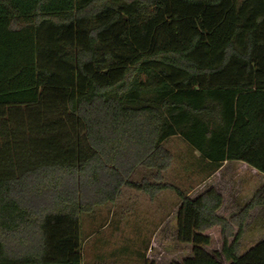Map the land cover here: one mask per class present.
Masks as SVG:
<instances>
[{"label": "trees", "instance_id": "1", "mask_svg": "<svg viewBox=\"0 0 264 264\" xmlns=\"http://www.w3.org/2000/svg\"><path fill=\"white\" fill-rule=\"evenodd\" d=\"M240 164L264 178V0H0V264H82L80 216L123 187L177 197L143 264H264V235L239 252L264 179L228 217L207 185Z\"/></svg>", "mask_w": 264, "mask_h": 264}, {"label": "rangeland", "instance_id": "2", "mask_svg": "<svg viewBox=\"0 0 264 264\" xmlns=\"http://www.w3.org/2000/svg\"><path fill=\"white\" fill-rule=\"evenodd\" d=\"M165 147L171 152L172 159L169 164L170 166L164 173V180L186 192L189 191L193 193L197 191L198 186L196 183L205 175V172H197V169H194V167H186L185 165H189V163L194 164L196 162L197 153L191 151L189 146L178 136L170 138L165 143ZM263 179L264 178L259 176V174L255 172L251 174L250 171L244 170L240 166L234 169L227 166L222 172L215 174V176L208 180L207 185L217 186L221 191L224 205L220 214L228 217L235 212V200L237 199L239 202L241 201V203L244 202V200L251 195L253 190L262 183ZM192 188L194 189L192 190ZM176 202L177 197L170 189L162 190L153 199H150L141 191L138 192L128 187H123L120 196L112 205L106 204L103 207H98L95 212L105 213L103 222H110V225H108V229L110 230L113 229V225H115L116 222L120 220L126 221L120 228L121 239H123V237L127 238L129 233L135 234L137 231L139 233L137 244L139 251H141L142 244L149 243L148 235L151 234V230H153V233H157L154 229L160 225L161 221L163 223L164 220L162 218L165 213L169 219L168 222H170V226H172L173 222H171V216L175 211ZM110 210L115 211L113 216L112 214L108 216L107 212ZM89 216L90 215L87 213L82 214L80 216V224H82L85 217ZM248 220L245 232L241 238V248L239 252L244 251V248L255 243L258 237L264 235V209L254 210ZM171 232L172 231L168 229V239L170 241L169 258H178L180 255L187 254L189 252V247H182L179 251V248L174 245L175 243L171 237ZM211 240L212 242L209 249H219L220 239H218L215 232ZM150 252L151 251L148 253Z\"/></svg>", "mask_w": 264, "mask_h": 264}, {"label": "crops", "instance_id": "3", "mask_svg": "<svg viewBox=\"0 0 264 264\" xmlns=\"http://www.w3.org/2000/svg\"><path fill=\"white\" fill-rule=\"evenodd\" d=\"M240 165L243 166L244 164ZM243 167L244 170L250 171L251 174L255 172L254 169L250 170L245 166ZM95 211L87 213L90 216L85 217L81 224L82 264H143V258L147 257L152 247L151 240L154 234L153 230H151V234L148 235L149 243L142 244V250L139 251L137 244L139 233L137 231L135 234L129 233L127 238L123 237V239H121L120 228L126 221L120 220L116 222V224L113 225V229L110 230L108 229L110 222H103L105 213ZM107 213L108 216L110 214L113 216L115 211L110 210ZM166 218L167 214L165 213L162 219L165 220ZM161 224L162 221L160 225ZM160 225H158L154 231H157Z\"/></svg>", "mask_w": 264, "mask_h": 264}]
</instances>
